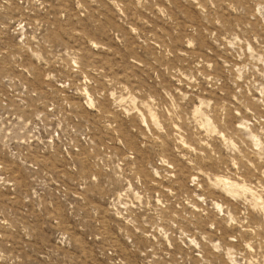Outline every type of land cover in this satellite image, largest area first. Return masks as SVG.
<instances>
[{
    "label": "rangeland",
    "instance_id": "1",
    "mask_svg": "<svg viewBox=\"0 0 264 264\" xmlns=\"http://www.w3.org/2000/svg\"><path fill=\"white\" fill-rule=\"evenodd\" d=\"M0 264H264V0H0Z\"/></svg>",
    "mask_w": 264,
    "mask_h": 264
}]
</instances>
